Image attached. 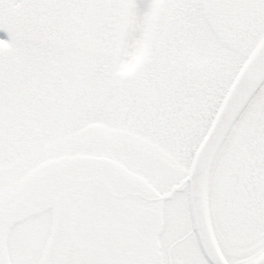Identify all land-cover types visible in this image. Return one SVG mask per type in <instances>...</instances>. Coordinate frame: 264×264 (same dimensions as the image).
<instances>
[{"label": "snow or ice", "instance_id": "6c2138e0", "mask_svg": "<svg viewBox=\"0 0 264 264\" xmlns=\"http://www.w3.org/2000/svg\"><path fill=\"white\" fill-rule=\"evenodd\" d=\"M0 264H264V0H0Z\"/></svg>", "mask_w": 264, "mask_h": 264}]
</instances>
